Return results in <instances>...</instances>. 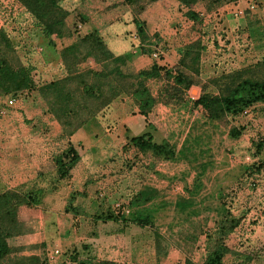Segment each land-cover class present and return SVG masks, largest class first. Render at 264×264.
I'll return each instance as SVG.
<instances>
[{
  "label": "rangeland",
  "instance_id": "obj_1",
  "mask_svg": "<svg viewBox=\"0 0 264 264\" xmlns=\"http://www.w3.org/2000/svg\"><path fill=\"white\" fill-rule=\"evenodd\" d=\"M114 1L57 0V5L76 15V20L67 15L65 27L77 26L84 35L94 25L99 27V21L91 20L98 3L104 2L102 12L110 19L118 12L123 15L120 6L111 8ZM149 4L143 1L148 7L139 17L144 30L153 28L152 36L130 37L129 56L134 60L144 55L156 63L172 56L163 69L189 77L199 94L203 87L214 94L213 80L225 83L227 76L241 74L264 59V0H233L208 12L200 3L195 19L185 13L171 16V26L163 20L167 25L162 23L157 32L158 12L172 4L165 0ZM75 37H48L19 0H0V58L24 67L35 88L65 76L58 51ZM129 64L122 70L129 71ZM86 68L95 71L97 65L88 60L77 66ZM143 84L148 95L161 97L146 124L155 144L170 145L168 158L139 152L125 126L116 128L115 137L100 135L96 144L80 134L67 138L34 89L0 93V155L17 157L18 179L24 182L15 190L30 196V205L15 212L6 240L9 247L25 254L29 249L43 250L44 264L59 263L54 259L58 256L66 264H97L101 257L114 264H183L185 258L201 264L215 241L217 223L230 216L238 223L232 231L235 243L220 264H264V105L255 103L239 114L208 120L190 108L195 90L178 103L163 96L171 80L169 85L161 79ZM110 104L107 115L114 122L121 119L118 115L138 114L130 95H120ZM110 128H105L107 133ZM14 138L17 142L12 144ZM69 148L76 157L68 166V160H62L66 169L62 167L60 177L56 161L70 155ZM34 156H39L38 162ZM1 189L0 182V193ZM247 253L251 258L245 261ZM14 258L10 254L1 264Z\"/></svg>",
  "mask_w": 264,
  "mask_h": 264
},
{
  "label": "trees",
  "instance_id": "obj_2",
  "mask_svg": "<svg viewBox=\"0 0 264 264\" xmlns=\"http://www.w3.org/2000/svg\"><path fill=\"white\" fill-rule=\"evenodd\" d=\"M27 12H29L43 26L44 33L48 37L63 38V36H76V41L68 44L58 51L59 58L65 69V76L35 88L27 70L19 65H10L5 59L0 58V93L8 95L21 90H35L43 99L46 112L59 124L61 133L70 137L78 128L88 120L95 118L110 103L120 95H130L138 107V114L144 118L149 114L152 107L161 98L154 99L148 95L144 87V81L161 79L166 84L171 80L172 84L164 87L163 96L175 98L178 103L188 89L193 86V81L182 73H173L153 64L148 69L139 70L135 73L122 70L126 62L131 59L129 55L114 56L105 46L102 39L95 31L79 35L77 26L65 27V19L69 11H65L57 5V0H19ZM144 0H121L122 4L131 10L132 23L135 27L136 36L146 38L144 21L139 17L147 7H143ZM150 4L157 0H148ZM233 0H165V3L176 2L186 9L185 15L195 19L197 17L196 6L203 4V9L208 12L224 3ZM164 2V1H163ZM149 4V5H150ZM74 20L76 15L70 14ZM76 18V19H75ZM78 18L83 21L78 13ZM53 39L49 41L51 46ZM185 55V54H184ZM91 60L97 65V69L86 68L79 70L77 66ZM114 63L115 66H112ZM240 73V72H239ZM227 76L225 83L218 84L216 80L212 84L216 86L215 93L206 92L203 87L200 94L192 100L191 107L197 112L204 114L208 120H220L223 116L236 115L255 103L264 105V59L242 71ZM162 96V95H161ZM164 104H168L164 102ZM235 137V136H234ZM131 144L141 153H147L156 159L168 158L172 155L170 145L163 142L155 144L151 137L141 135L130 139ZM60 160L56 161L59 167V176L63 177L66 167L62 160H68V166L76 157L72 148L68 149ZM64 167V171L62 170ZM61 168V171H60ZM20 194L17 190H6L0 193V264L8 256L14 255L7 264H44L36 256H17L21 249L10 248L7 238L11 237V231L15 224V212L19 206H29V195ZM238 225L236 219L229 216L221 223H217L215 241L206 253L201 264H220L221 258L231 251L234 242L233 229ZM9 230V231H8ZM229 243V248L227 244ZM264 245V242H263ZM18 251V252H16ZM247 253L243 260H250ZM81 264V263H78ZM88 264V263H85ZM97 264H114L110 261H100ZM183 264H195L189 258H185Z\"/></svg>",
  "mask_w": 264,
  "mask_h": 264
},
{
  "label": "crops",
  "instance_id": "obj_3",
  "mask_svg": "<svg viewBox=\"0 0 264 264\" xmlns=\"http://www.w3.org/2000/svg\"><path fill=\"white\" fill-rule=\"evenodd\" d=\"M90 2L92 0H89ZM114 2H117L118 6H114L116 5ZM114 2L110 3L111 8L114 9H118V7L120 6V8L123 11V15L122 12L119 13L118 15L111 18L110 16L107 15L106 12H102V9L104 10L105 6L103 3L104 2H100L97 4L98 8L97 11H95L94 13V17L91 20H95V21H99V27H97L96 25H94L92 29H87V32H91V31H96L97 34L99 35V37L102 39V41L104 42L105 46L107 47V49L114 55V56H121V55H129L131 53H133V51H129V42L130 41V37L133 38L136 36L135 33V27L133 25L132 22V17H131V10L128 6L122 4L121 0H115ZM154 4V3H153ZM172 6L167 7L166 10L164 11H159L157 14V24L154 26V28L157 31H160V28L162 27V23L166 24L163 20H168L170 26L172 21L170 17L174 16V15H178V14H184L186 9L182 8L181 6H179L176 2H172L171 3ZM106 11V10H104ZM172 12V13H171ZM125 13V14H124ZM97 15H99V17H97ZM122 15V16H121ZM127 19V22H126ZM84 20V19H83ZM94 21V22H95ZM102 21V23L100 22ZM171 21V22H170ZM167 25V24H166ZM152 30L153 28L149 27L145 30V33L149 34V36L147 35V39L150 40V36H152ZM104 32H107L106 34L102 35L101 34ZM166 33V32H164ZM55 57L57 58L56 54ZM131 58V57H130ZM172 58L169 57V55L167 54V58H165L163 61H161V63H156L153 62L151 60H149L146 56L142 55L139 56L137 58H135L134 60L130 59L129 62L130 64L129 66V71L135 73L139 70H143V69H147L148 67L152 66L153 64L164 68V64L165 62H167V59ZM132 60V62H131ZM57 63L59 62L58 60H56ZM56 65V62H54ZM135 63L138 64V68L134 67ZM60 64V63H59ZM134 65V66H133ZM131 68V69H130ZM191 90H195L196 95H199V88L191 86L188 91L187 94L190 93ZM195 100V99H193ZM111 104L109 106H107L104 110L106 112V115H101V116H96L95 118H92L90 120H88L85 124H83L80 128H78L74 133L75 134H80L79 136H82L83 139H88L89 141H93V144L96 143H100L101 142V138L99 139L100 135L105 137L107 136V138H112L115 137V132L118 134V131L116 128H118L119 126L121 127H127V133L129 134V136L131 137H138L141 135H146L148 134L151 137L152 143H155V141H153L152 138V134L151 132L147 129L148 126L146 123L149 122L148 118L150 113H152L153 111H157L158 108L160 107L159 104H155V106H153V109L150 111V113L147 116V121L145 122L144 117L140 116V115H135L131 118H127L125 115H118L121 119L118 121L114 122L113 117H111V115H107V113H109L110 111H112V109L110 108ZM136 119V123H133L134 119ZM112 126V128H110L111 130V134L107 133L108 129H105L106 127H110ZM107 133V134H105ZM113 135V136H112ZM156 136V135H155ZM159 136V135H158ZM98 137V138H97ZM124 137V136H122ZM154 137V136H153ZM159 139L161 141L165 140V136H160ZM15 142H17V139L15 140V138L12 140V144H14ZM16 154V153H15ZM9 154H6L5 152H2V156L0 155V157L2 159H0V161H3V164H0V170L2 169V171H0V182L1 185H3V189H1V192L6 191V190H15L17 189V187L23 185V180L24 179H18V177H20V174L18 175L17 173V167H20L19 165L15 164V162H17V157L15 158V155L13 154V157H9ZM38 158L39 156H34V162L36 160V162H38ZM12 162L13 164L10 165V162ZM33 162V165H34ZM37 165V164H35ZM36 172H38V169L36 168ZM39 174V172H38ZM22 177L23 174L21 175ZM11 180V182L9 181ZM17 180V181H16ZM13 181V182H12ZM24 250H22L21 252H19L20 256H36L39 257L41 260H45L46 258V252H44L43 250L40 249H29L28 252H23ZM33 254V255H30ZM62 257V256H61ZM60 256L55 257V261L57 262L59 259L61 260L59 263L56 264H66L64 262V259H61ZM98 258V261H110V262H114L113 259L111 258H107V259H102Z\"/></svg>",
  "mask_w": 264,
  "mask_h": 264
},
{
  "label": "built area",
  "instance_id": "obj_4",
  "mask_svg": "<svg viewBox=\"0 0 264 264\" xmlns=\"http://www.w3.org/2000/svg\"><path fill=\"white\" fill-rule=\"evenodd\" d=\"M153 56L155 57L156 55H153ZM55 254H57V252H56V251H55L54 255H55Z\"/></svg>",
  "mask_w": 264,
  "mask_h": 264
}]
</instances>
